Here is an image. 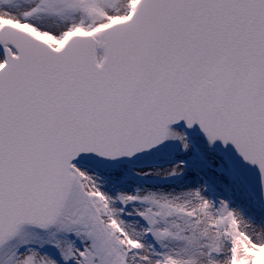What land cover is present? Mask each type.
<instances>
[{"label":"water","instance_id":"obj_1","mask_svg":"<svg viewBox=\"0 0 264 264\" xmlns=\"http://www.w3.org/2000/svg\"><path fill=\"white\" fill-rule=\"evenodd\" d=\"M21 28L0 27V246L56 222L74 164L163 148L172 125L205 135L264 205V0H139L60 49Z\"/></svg>","mask_w":264,"mask_h":264},{"label":"rangeland","instance_id":"obj_2","mask_svg":"<svg viewBox=\"0 0 264 264\" xmlns=\"http://www.w3.org/2000/svg\"><path fill=\"white\" fill-rule=\"evenodd\" d=\"M118 1L0 0V10L35 2L26 18L55 13L70 20L81 12L92 27L87 32H97L117 20L108 11H115ZM131 3L128 11L136 0ZM4 22L48 40L24 22L0 18V25ZM74 32L77 29L66 39ZM166 154L151 152L139 165L132 160L109 168L78 164L71 195L56 224L47 229L22 226L0 247V264H39L40 254L55 264H261L264 235L256 245L228 209L245 218L255 215L249 219L264 234V207L259 200L234 173L213 168L205 159L183 164V171L189 170L195 179V189L178 200L167 197L146 180V168L162 162ZM84 166L88 175L81 171ZM25 228L28 231L20 235Z\"/></svg>","mask_w":264,"mask_h":264},{"label":"bare ground","instance_id":"obj_3","mask_svg":"<svg viewBox=\"0 0 264 264\" xmlns=\"http://www.w3.org/2000/svg\"><path fill=\"white\" fill-rule=\"evenodd\" d=\"M131 1L132 0H119L115 11H108L110 16L112 15V19H124L126 15L128 16L127 12H129L128 9L130 10L129 5ZM34 6L35 2L19 7H3L0 10V18L11 22H24L37 33L47 35V41L56 48L61 46L62 41L66 39V36L71 31L79 29V32H87L89 28H92L87 24L88 21L81 12L73 15L70 20H63L55 13L38 18H26L25 14ZM105 23H107V21ZM93 34L95 36L98 35L97 32ZM98 56H102V50L98 51ZM3 60L4 58L0 49V65L3 63ZM191 146L194 148V151H191ZM158 151L166 152V156L163 157L166 159L162 162H155L152 167L146 168L148 170L146 171V180L149 186L155 187L157 190H160L161 193L164 192V194H167V197L176 198V200H178L179 196L189 195L187 192L195 189L196 186H194L195 184L193 183V181L195 182V179L192 178L193 175L189 170L187 171V169H185V171H183L182 169L183 164L191 159H205L213 168L221 171L229 170L236 175L239 182L242 181L235 169H233V166L226 159L225 154L213 146L210 140L202 134L185 132L181 127L173 125L169 129L168 140L165 147ZM143 158L144 156H141L132 161L139 165L142 164ZM78 166V163H76L75 167L77 168ZM81 171L88 175L87 167L84 166ZM228 209L232 210L235 219L238 221V226L241 225L245 235L254 241L256 245L261 243V239L264 235L263 231L258 224L249 219L250 216L253 217L255 215L249 214L248 217L245 218L238 210H234L232 207H228ZM126 227H128L127 224ZM133 230H135V228ZM26 231H28L27 228L23 229L20 235H24ZM247 247L248 246L245 247V251H249ZM240 249H242L241 246ZM24 254H26V252H24ZM39 257H41L39 264H55L54 260L46 254H40ZM261 264H263V261Z\"/></svg>","mask_w":264,"mask_h":264}]
</instances>
